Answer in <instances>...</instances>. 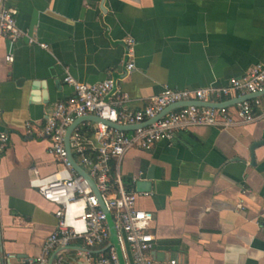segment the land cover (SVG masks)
<instances>
[{"label": "crops", "instance_id": "1", "mask_svg": "<svg viewBox=\"0 0 264 264\" xmlns=\"http://www.w3.org/2000/svg\"><path fill=\"white\" fill-rule=\"evenodd\" d=\"M0 1L17 9L25 32L15 41L0 33V134L9 136L0 151V264H37L56 229L57 207L30 183L35 169L46 176L61 166L48 139L25 124L41 127L52 105L74 94L68 73L91 84L115 79L129 98L123 108L136 110L164 87L226 85L264 63V0ZM95 124L86 117L76 127L93 137ZM117 168L151 214L158 264H264V121L179 130L151 149H130L111 162L112 175ZM104 251L75 241L49 262L99 264Z\"/></svg>", "mask_w": 264, "mask_h": 264}, {"label": "built area", "instance_id": "2", "mask_svg": "<svg viewBox=\"0 0 264 264\" xmlns=\"http://www.w3.org/2000/svg\"><path fill=\"white\" fill-rule=\"evenodd\" d=\"M17 14L16 8L4 7L0 1V33L7 35L12 41L25 36L18 25ZM134 43V39H127V72H132L135 68ZM6 60L12 62L13 54L9 53ZM64 80L74 88V94L66 100L55 102L41 127L32 121L25 124L29 135L38 133L48 139L49 152L61 166L46 176L40 175L35 169V176L30 183L46 201L57 207L56 229L47 239L37 264H50L49 256L52 251L58 247H67L75 241H81L85 248H105L97 258L99 264H121L100 200L88 180L72 165L67 149L68 129L79 118L89 115L98 117L100 121H95L93 137L75 127L70 136L73 156L95 181L113 216L126 263L158 264L151 254L154 241V235L149 231L151 214L137 207L138 193L127 190L118 168L115 175H112L111 162L119 163L132 148L151 149L159 141L171 140L179 130L195 126L227 128L264 121V101L256 97L238 102L234 112L229 106L184 105L168 111L152 124L129 131L110 126L107 122L140 125L178 102H205L230 95L240 97L261 92L264 90V63L255 65L242 77L231 78L226 85L199 89L164 87L159 94L150 98L147 105L136 110L123 108L129 98L113 78L91 84L80 82L68 73ZM8 141V134L1 133L0 151H4ZM78 254L88 263L94 259L87 250H79ZM55 264L67 263L59 255Z\"/></svg>", "mask_w": 264, "mask_h": 264}, {"label": "water", "instance_id": "3", "mask_svg": "<svg viewBox=\"0 0 264 264\" xmlns=\"http://www.w3.org/2000/svg\"><path fill=\"white\" fill-rule=\"evenodd\" d=\"M263 94H264V90L261 91V92H258V93L246 94L244 96L238 97L237 99H233V100H230V101L219 102V103H212V102H206V101L205 102L204 101L178 102L176 104H173V105L167 107L162 113H160L156 117H154L152 119H149L148 121H146V122H144V123H142L140 125H118V124L112 123V122H107V123L110 126L116 127V128H118L120 130H128L129 131V130L136 129L139 126H146V125L152 124L155 121L159 120L162 116H164L168 111L173 110L175 108H178L180 106H184V105H198V106H206V107H223V106L232 105L233 103H238V102H243V101H246V100H251V99H254L256 97H260ZM86 117H89L93 121H100V119L98 117H95L93 115L92 116H85V117L79 118L68 129L67 136H66V144H67V149H68V152H69V157H70V160H71L72 165L74 166V168L88 180V182L92 186L94 192L98 196V198L100 200V203H101V207L104 209V211H105V213L107 215V220H108V224H109L110 232H111L112 243L114 244V246L116 247V249L118 251L121 264H126V260L124 258L122 247H121L120 241L118 239V234H117V230H116L115 223H114V220H113V216H112L111 212L108 210V208L106 207L105 202H104L103 197H102V194L99 191V189L97 188L95 181L90 177V175L85 171V169H83L76 162V160H75V158L73 156L72 150H71V146H70L71 133L75 129L76 125L78 124V121L82 120V119H84ZM258 144H259V142L255 143L254 146H257ZM52 264H55V263H52Z\"/></svg>", "mask_w": 264, "mask_h": 264}]
</instances>
